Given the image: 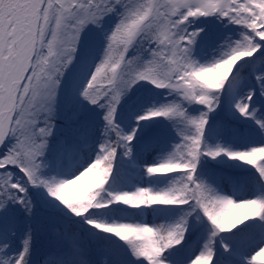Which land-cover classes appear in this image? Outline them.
Segmentation results:
<instances>
[{"label": "snow or ice", "instance_id": "snow-or-ice-1", "mask_svg": "<svg viewBox=\"0 0 264 264\" xmlns=\"http://www.w3.org/2000/svg\"><path fill=\"white\" fill-rule=\"evenodd\" d=\"M0 264H264V0H0Z\"/></svg>", "mask_w": 264, "mask_h": 264}]
</instances>
